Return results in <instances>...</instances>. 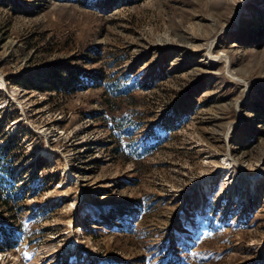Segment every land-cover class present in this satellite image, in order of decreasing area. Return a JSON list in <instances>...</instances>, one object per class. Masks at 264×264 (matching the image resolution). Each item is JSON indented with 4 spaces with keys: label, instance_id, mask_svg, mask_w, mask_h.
<instances>
[{
    "label": "rangeland",
    "instance_id": "rangeland-1",
    "mask_svg": "<svg viewBox=\"0 0 264 264\" xmlns=\"http://www.w3.org/2000/svg\"><path fill=\"white\" fill-rule=\"evenodd\" d=\"M0 109V264H264V0H0Z\"/></svg>",
    "mask_w": 264,
    "mask_h": 264
},
{
    "label": "trees",
    "instance_id": "trees-1",
    "mask_svg": "<svg viewBox=\"0 0 264 264\" xmlns=\"http://www.w3.org/2000/svg\"><path fill=\"white\" fill-rule=\"evenodd\" d=\"M124 81H126V79H124ZM116 86H117V85H116ZM116 86H113V84H112V85L108 84L107 88H108L109 91L114 95V97H119V96H121V93H119V92H118V93L115 92V90L119 89L118 86H117V87H116ZM125 86L128 87L127 94H131V93L134 91V88H133L132 85L125 84ZM125 95H126V94H125ZM0 164H1V162H0ZM0 167H1V166H0ZM1 172H5V173H6V170L3 169ZM9 202H10V199L7 198V200H6V202H5V205H8Z\"/></svg>",
    "mask_w": 264,
    "mask_h": 264
},
{
    "label": "built area",
    "instance_id": "built-area-1",
    "mask_svg": "<svg viewBox=\"0 0 264 264\" xmlns=\"http://www.w3.org/2000/svg\"><path fill=\"white\" fill-rule=\"evenodd\" d=\"M19 172V171H18Z\"/></svg>",
    "mask_w": 264,
    "mask_h": 264
}]
</instances>
